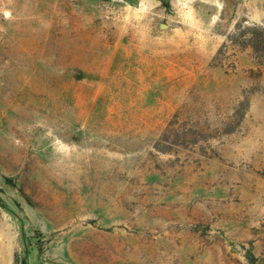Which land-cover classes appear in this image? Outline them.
I'll use <instances>...</instances> for the list:
<instances>
[{
	"label": "rangeland",
	"instance_id": "1",
	"mask_svg": "<svg viewBox=\"0 0 264 264\" xmlns=\"http://www.w3.org/2000/svg\"><path fill=\"white\" fill-rule=\"evenodd\" d=\"M0 264H264V0H0Z\"/></svg>",
	"mask_w": 264,
	"mask_h": 264
},
{
	"label": "crops",
	"instance_id": "2",
	"mask_svg": "<svg viewBox=\"0 0 264 264\" xmlns=\"http://www.w3.org/2000/svg\"><path fill=\"white\" fill-rule=\"evenodd\" d=\"M121 1H125V2H135V1H140V0H121Z\"/></svg>",
	"mask_w": 264,
	"mask_h": 264
},
{
	"label": "built area",
	"instance_id": "3",
	"mask_svg": "<svg viewBox=\"0 0 264 264\" xmlns=\"http://www.w3.org/2000/svg\"><path fill=\"white\" fill-rule=\"evenodd\" d=\"M111 2H120L121 0H110Z\"/></svg>",
	"mask_w": 264,
	"mask_h": 264
},
{
	"label": "trees",
	"instance_id": "4",
	"mask_svg": "<svg viewBox=\"0 0 264 264\" xmlns=\"http://www.w3.org/2000/svg\"><path fill=\"white\" fill-rule=\"evenodd\" d=\"M219 54V53H218Z\"/></svg>",
	"mask_w": 264,
	"mask_h": 264
}]
</instances>
